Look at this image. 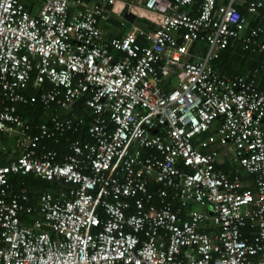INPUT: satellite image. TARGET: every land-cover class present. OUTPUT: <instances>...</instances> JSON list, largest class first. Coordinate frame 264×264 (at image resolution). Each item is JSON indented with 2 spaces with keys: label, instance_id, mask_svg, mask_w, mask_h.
<instances>
[{
  "label": "built area",
  "instance_id": "1",
  "mask_svg": "<svg viewBox=\"0 0 264 264\" xmlns=\"http://www.w3.org/2000/svg\"><path fill=\"white\" fill-rule=\"evenodd\" d=\"M118 2L156 27L105 38ZM239 2L39 0L32 13L0 0V264H264V91L257 70L212 65L231 40L264 52V27L250 25L264 0H247L249 15ZM81 100L87 138L64 155L44 141L79 133L83 117L32 125L18 110ZM8 133L20 151L3 163ZM222 148L249 184L217 168ZM28 174L57 191L31 204L11 182Z\"/></svg>",
  "mask_w": 264,
  "mask_h": 264
},
{
  "label": "trees",
  "instance_id": "2",
  "mask_svg": "<svg viewBox=\"0 0 264 264\" xmlns=\"http://www.w3.org/2000/svg\"><path fill=\"white\" fill-rule=\"evenodd\" d=\"M21 1L25 5V7L31 10L32 8H34V6L36 7L37 5V3L34 0L30 1L29 2L30 4L29 3L26 4V0L25 1L21 0ZM197 1L199 2L200 0ZM240 12L243 14L247 13V11L242 9H240ZM263 62H264V52H259V51L253 52L249 49H244L240 41L231 40L228 46L220 52L218 58L212 62V65L220 73L228 74V75H245L249 71L257 70L256 79L257 82L259 83V77L263 71L262 68L264 67ZM258 86L261 91H264L260 83L258 84ZM24 93L26 95H38L39 92L36 88L29 86ZM83 106H84V102L82 100L75 102L71 107L72 112L70 113H75L76 115L83 116L85 120L89 122L90 118L88 117L87 112L83 111L82 109ZM53 107L54 106L49 107V109L44 108L39 102H36L33 104L19 105L18 110L23 118L35 124L37 122H42V119L47 114L53 111ZM85 128L86 126L83 127V129H81V131L76 134L68 133L63 139L61 138L59 142H54L53 140L51 141L48 140L44 142L47 145H49V147H53L57 149L59 153H62L63 152L62 149H64V147H67L66 145L69 144V142L75 139L77 136L81 138H87V135L85 133ZM217 168L223 170L229 175L238 173L239 175H241V177L245 176L243 175L244 171L234 162H232V160H230L229 157L226 155H224L221 161L217 163ZM11 182L14 188H19L23 186L27 189L29 202L31 204H36L39 195L42 192L45 191L54 192V189L58 187L56 184L41 179L39 177H36L32 174H28L26 176H21V175L12 176ZM150 187L153 190L155 189L156 185H154V183L152 182V185ZM21 219L23 223H30L31 217L28 215L27 216L21 215Z\"/></svg>",
  "mask_w": 264,
  "mask_h": 264
},
{
  "label": "crops",
  "instance_id": "3",
  "mask_svg": "<svg viewBox=\"0 0 264 264\" xmlns=\"http://www.w3.org/2000/svg\"><path fill=\"white\" fill-rule=\"evenodd\" d=\"M23 1H25V0H23ZM30 1H33V0H26V4H28ZM34 1L37 3L36 7L34 6V8H32V10L28 9L26 7V9H28L32 13L37 12L39 9V7H38L39 6V0H34ZM132 1H134L135 4H137V5H143V3H144V0H132ZM219 1L220 2H227L228 0H219ZM246 2H247V0H240L239 4L237 5V8L239 10L242 9V10L247 11V3ZM121 6H122L121 3H119V2L116 3L115 9L117 10V12L112 13L106 21L100 23V26L103 30L105 38L110 39V38H114V37H118V38L125 37L126 35H128L131 32L132 28L135 26H139V27H142V28H145L148 30H153L156 27V23L153 20L149 19V17H155V16L153 14L147 12V11H144V10H139V11L135 10V12L137 14L136 19L140 18L143 22V25H136L135 24L136 19L134 20L133 23H130V22L124 20L119 15L120 14L119 11L121 9ZM246 15H249L248 11H247ZM124 21H126V22H124ZM250 25L251 26L261 25L264 27V22H262L258 17H251L250 18ZM138 39L141 40L140 38H138ZM261 40L264 42V34L262 35ZM257 54H259V53H257ZM241 63H243V62H241ZM246 64H247V62H246ZM263 64H264V62H263ZM262 70L263 71L259 77V83L264 89V67L262 68ZM72 106H73V104L71 106H69L68 108H57L56 106H54L53 111L50 112L49 114H47L42 119V122H47L52 116L64 118V117H69V115L72 114L71 116L83 117V116L76 115L75 113H70V112H72L71 111ZM82 109H83V111L87 112V114H88L89 111L85 106H83ZM27 122H29V121H27ZM89 122L85 120V126H87L89 124ZM29 123L34 125L32 122H29ZM37 123H41V122H37ZM37 123H35V124H37ZM1 144L3 146V151L1 152V157H2L3 163H9L12 159H14L18 156L19 151H20V148L18 145V135L12 134V133L4 134L1 137ZM66 146H68V144ZM62 150H63V152L61 153V155H64L68 152L67 147H64V149H62ZM243 175H245V176L244 177L242 176V178L245 179V181H247L249 184L251 181L250 177H248L246 174H243ZM57 189H58V187H56L54 189V192L57 191Z\"/></svg>",
  "mask_w": 264,
  "mask_h": 264
},
{
  "label": "water",
  "instance_id": "4",
  "mask_svg": "<svg viewBox=\"0 0 264 264\" xmlns=\"http://www.w3.org/2000/svg\"><path fill=\"white\" fill-rule=\"evenodd\" d=\"M119 15L121 18H123L124 20H126L130 23H133L134 20L136 19V15L133 14L132 12L127 11V10H122Z\"/></svg>",
  "mask_w": 264,
  "mask_h": 264
},
{
  "label": "rangeland",
  "instance_id": "5",
  "mask_svg": "<svg viewBox=\"0 0 264 264\" xmlns=\"http://www.w3.org/2000/svg\"><path fill=\"white\" fill-rule=\"evenodd\" d=\"M135 24L136 25H143V22L140 18H137ZM220 154L222 157L226 154L225 148L220 149ZM243 174H244V172H243Z\"/></svg>",
  "mask_w": 264,
  "mask_h": 264
}]
</instances>
